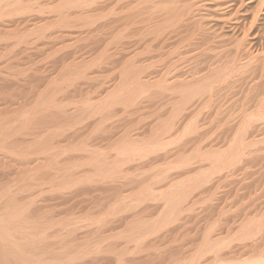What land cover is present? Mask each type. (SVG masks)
<instances>
[{"label":"rangeland","instance_id":"374dc122","mask_svg":"<svg viewBox=\"0 0 264 264\" xmlns=\"http://www.w3.org/2000/svg\"><path fill=\"white\" fill-rule=\"evenodd\" d=\"M6 1L0 2V212H12L6 211L11 204L12 208L23 206L20 212L26 208L36 228L30 231L23 223L20 232H30L23 234L38 245L53 247L55 243L53 253H59L57 248L63 245V251L72 249L66 254L60 251L63 260L78 256L84 264H174L176 260L175 264H192L191 257L198 264H216L215 253L209 251L210 239L234 233L242 215L264 204V155H258L264 154V141L253 148L259 151L261 146L262 151L250 154L247 163L246 157L240 161H245L246 170L242 164L234 168L237 172L233 169L235 173L228 167L216 173L211 168L215 163L212 149H226L225 141L232 137L227 127L238 121L226 124L232 123L227 122L232 115L228 109H240L245 97V105H251L264 96V0H174L177 5L168 0L166 12L163 3L167 1L162 6L161 0L157 4L163 10L154 2L137 5L138 0ZM65 1H71L69 6ZM240 40L241 48L236 47ZM224 66L229 70L225 72ZM217 67H224L220 70L225 74L218 70L223 80L212 78L211 94L208 90L199 94L201 98L192 96L191 103L183 105V114L180 109L176 112L183 96L180 88L186 87L182 80L200 85L204 77H215ZM138 76L146 86L142 90L135 87ZM174 78L182 79L181 87L176 80L170 85ZM112 92L116 99L119 93V101L111 98ZM254 93L257 99L252 100ZM107 99L115 102L108 100L111 104L106 106ZM249 108L246 111L243 105L241 110L249 112ZM189 122L191 128L195 126L186 134ZM261 128L260 132L255 129L264 138ZM225 131L231 136H224ZM159 140L164 143L161 147L155 144L158 153L155 147L142 145L146 153L138 150L139 155L132 153L127 158L117 150L123 143L139 146ZM147 149L155 152L150 154ZM116 162L124 164L119 168ZM40 235L44 241L45 236L52 238L39 243ZM23 238L22 242L28 240ZM236 242L228 250L222 248L220 258L254 253ZM45 245L39 247L46 259ZM232 246L237 249L230 252ZM59 255L55 258L60 261ZM52 257L51 261L47 258L50 263Z\"/></svg>","mask_w":264,"mask_h":264},{"label":"bare ground","instance_id":"6f19581e","mask_svg":"<svg viewBox=\"0 0 264 264\" xmlns=\"http://www.w3.org/2000/svg\"><path fill=\"white\" fill-rule=\"evenodd\" d=\"M6 1V0H5ZM17 1V0H16ZM15 1V2H16ZM19 1H21V0H19ZM67 1V0H66ZM65 1V2H66ZM138 1H140V2H136L137 3V5H139V3H144L145 4V2H146V4H148L149 2H151V6H152V4H153V2H154V4H157V2H159L158 0H138ZM164 1H167V2H163ZM174 1V0H173ZM199 1H201V0H199ZM198 1V2H199ZM0 2H2V0H0ZM7 2V1H6ZM18 2V1H17ZM16 2V5H18V3ZM61 2H62V0H61ZM148 2V3H147ZM156 2V3H155ZM193 1H191V3H192ZM21 3V2H20ZM70 3H71V1H70ZM69 3V4H70ZM75 5H76V3L78 4V2H73ZM72 3V4H73ZM132 3V2H131ZM131 3H129V4H131ZM135 3V4H136ZM160 3L162 4H164V9L165 8H167L166 6H169V5H167L168 4V0H161L160 1ZM167 3V4H166ZM173 3H176V1H174ZM194 3H196V1L194 0ZM8 4V3H7ZM23 4V3H22ZM21 4V5H22ZM66 4H68V2H66ZM66 4H65V6H66ZM69 4L67 5V6H69ZM134 4V5H135ZM150 4V3H149ZM161 4H160V6H159V4H157L156 5V7H161ZM163 4H162V6H163ZM193 4V3H192ZM198 4V3H197ZM3 5V4H2ZM64 5V4H63ZM80 5V4H79ZM82 5V4H81ZM80 5V6H81ZM133 5V4H132ZM133 5V6H134ZM175 5V4H174ZM176 5H177V3H176ZM194 5V4H193ZM83 6V5H82ZM63 7V6H62ZM77 7V6H76ZM136 7V6H135ZM153 7H155V6H153ZM65 8V7H64ZM69 8H71V6L69 7ZM162 8V7H161ZM163 8H162V10H163ZM160 9V8H159ZM165 12H166V9H165ZM173 12V11H172ZM174 13V12H173ZM172 13V14H173ZM166 14V13H165ZM177 15V14H176ZM172 16L173 15H171V18H172ZM176 17V16H175ZM178 17V16H177ZM173 19H175L174 17H173ZM240 41H241V43H240ZM238 43H237V46L236 47H239V48H241L242 46V40H240ZM239 45V46H238ZM241 46V47H240ZM238 49V48H237ZM238 50H240V49H238ZM252 56V55H251ZM250 60V59H249ZM251 61H252V59H251ZM250 61V62H251ZM254 61V60H253ZM263 61V60H262ZM250 62H248L250 65H251V63ZM227 64V66H228V64L229 63H226ZM233 65V64H232ZM246 65H247V63H246ZM227 66H224L223 68H224V70H225V72L227 71L226 69H228V68H230L231 67V63H230V66H228V68H226ZM261 66H263L262 65V63H261ZM222 67V66H221ZM240 67V66H239ZM238 67V68H239ZM219 67H217V71L215 70V71H213L214 73H216V74H214V76L215 77H213V75H212V77H210L211 78V80H209V79H207V78H209V77H207L206 79H205V77L203 78V80H201L202 82H204V84L202 83V82H198L200 85H195L193 82H192V84H194V85H192V84H188L187 82H185L186 83V85H185V83L183 82V80L182 79H179V81L177 80L179 77H176L177 79H175L174 78V80H172L171 81V84H170V82H169V84L170 85H172L173 83H174V81L176 80V83L178 84V83H180V81L182 80V84H184V86H186V87H184V88H180V93L181 92H183V93H181L180 95L182 96V94H183V96L181 97L182 99H179V101H178V104H181V107L180 108H178L177 109V107H176V109H177V111L176 112H178L179 111V109H180V111L182 110V108H183V110L185 109V107H183V105L185 104H189V103H191V100H192V96H194V95H198L200 98L202 97V96H200L199 94H202L203 92L205 93V91H208V90H210V92L208 91V93H210L211 94V89H212V86H214V85H211V81H212V78H214V79H216L217 81H221V80H223V76H220L219 74H217V73H220L221 72V70L220 69H222L223 70V68H219ZM235 68H236V71H238L237 70V67H236V65H235ZM234 67H233V69H235ZM242 68V67H241ZM259 68V67H258ZM252 69H253V67H252ZM262 69H264V68H262ZM220 72H219V71ZM223 70V71H224ZM229 70V69H228ZM232 70V69H231ZM222 71V72H223ZM235 71V70H234ZM253 71V70H252ZM130 72V71H129ZM137 72V71H136ZM136 72H134L135 74H137ZM222 72H221V74H222ZM225 72H223V74H225ZM230 73H232V71L230 72ZM229 73V74H230ZM234 73V72H233ZM132 74H133V72H132ZM131 74V75H132ZM134 74V75H135ZM139 75V74H138ZM216 75H219L220 77H222L220 80H218L219 79V76L217 77ZM133 76V75H132ZM227 76V75H226ZM225 76V77H226ZM135 77H136V75H135ZM135 77H133V78H135ZM140 76H138V81L137 82H135V83H137L136 84V88H137V90L139 89V90H142V89H144L146 86L145 85H142V83L141 82H139V78ZM132 78V79H133ZM137 79H134V81L135 80H137ZM205 79V80H204ZM167 80V79H166ZM166 80H165V82H166ZM209 80V81H208ZM141 81V80H140ZM169 81V80H168ZM167 81V82H168ZM209 82V83H205V82ZM217 81H215L216 83H218ZM132 82V81H131ZM162 82V81H161ZM160 82V83H161ZM188 82H190V81H188ZM214 82V81H213ZM159 83V84H160ZM176 83H174V84H176ZM145 84V83H144ZM147 84V83H146ZM162 84V83H161ZM161 84L159 85L160 87H161ZM168 83H166V85H167V87L166 88H168V85H169ZM173 84V85H174ZM213 84V83H212ZM134 85V84H133ZM180 84H178V86H179ZM191 85V86H190ZM258 85V84H257ZM123 87V86H122ZM121 87V88H122ZM148 87V86H147ZM170 87V86H169ZM180 87H181V85H180ZM251 87H253V86H251ZM120 88V89H121ZM165 88V87H164ZM165 88V89H166ZM179 88V87H178ZM258 88H260V87H258ZM120 89H118V90H120ZM123 89V88H122ZM135 89V88H134ZM148 89V88H147ZM147 89H145V90H147ZM165 89H163V90H165ZM250 89H252V88H250ZM136 90V89H135ZM179 90V89H178ZM258 90V89H257ZM263 90L264 89H262L261 91H262V93H264L263 92ZM214 91V90H213ZM119 92V91H118ZM118 92H116V94H117V96H118V98L116 99V95H115V93H113L112 92V96L111 95H109V97L111 96V98H114V99H116L115 101L117 102V101H119V93ZM136 92V91H135ZM138 92V91H137ZM141 92H143V91H141ZM250 92H251V90H250ZM254 92V91H253ZM257 91H255V93H256ZM120 93H121V91H120ZM255 93L254 94H252V96L251 97H253V99L252 100H254V96H255ZM258 93H261L260 91H258ZM258 93H256V95L258 94ZM261 93V94H262ZM114 94V95H113ZM211 96V95H210ZM246 96V95H245ZM258 96H260V94L258 95ZM257 96V97H258ZM108 97V98H109ZM194 97H196V96H194ZM193 97V98H194ZM262 97V98H261ZM246 98V97H245ZM243 99V103L242 102H240V103H242L243 105H244V110H246L247 111V109H245L247 106L249 107L250 106V108H249V112H243L242 110H241V108H243V105H239L241 108L240 109H238V110H241L242 111V113H239V116H237V114L236 113H238L239 111L236 109L235 111L232 109L231 111H233V113L235 112V114L233 115V113L228 109V111L232 114L231 115V117L233 116H235L234 118H235V120H230V118H229V121H227L228 120V118H227V122H232V123H226L227 125L228 124H230V125H232L233 124V122L235 121L236 122V120H238L236 123H234L233 124V126H230L229 127V125H228V127H227V130L229 129V131H228V133H230L231 135H232V137H229V139L230 140H228V143H226L227 141H225V146H226V149H223L222 147H220L221 148V151L219 150V148H217V149H212V151H211V153H213L214 151H215V155H214V157H213V159H214V161H215V163H213L212 161V163H213V165L214 166H211V168L213 169L214 167V169H215V173H216V170L217 171H220V172H222L223 171V169L225 168V167H228L227 169L228 170H231L232 172H237V169L235 170L234 168H238V166H240L242 163L244 164V162L246 161V163H247V160H248V158L250 157V154H252L251 156H254L255 155V153H257L258 154V152L259 151H262L261 149H263V147L261 148V146H259L258 148L260 149L259 151H258V149H253V148H255V146H258L260 143H262L263 141H264V138H263V134L260 136V134L258 133V131L260 132V129L259 128H261V126L262 125H259L261 122H262V124L264 123V96H260L259 97V99L258 100H256L257 98H256V96H255V100H256V104H255V101H253L254 103H252L251 105L249 104H247V105H245V103H247V101L246 102H244V100H246V99ZM114 99H112L113 101H114ZM106 100V99H105ZM109 99H107V105L106 106H109L111 103V101L112 100H109ZM194 100V99H193ZM44 101V100H43ZM112 101V102H113ZM114 101V102H115ZM249 102H250V100H248ZM54 102V101H53ZM105 102V101H104ZM105 102V103H106ZM109 102V103H108ZM248 102V103H249ZM44 103V102H43ZM48 103V102H47ZM104 103V104H105ZM53 104V103H52ZM52 104H51V106H52ZM55 104V103H54ZM109 104V105H108ZM255 105V108H253L252 107V105ZM44 105H46V104H44ZM56 105V104H55ZM186 105V106H187ZM47 106H48V104H47ZM239 106L237 107V108H239ZM246 106V107H245ZM54 107V106H53ZM252 107V108H251ZM45 108V107H44ZM105 108H107V107H105ZM2 109V108H1ZM251 109V110H250ZM253 109V110H252ZM238 111V112H237ZM2 112V111H1ZM172 112H174L173 111V108H172ZM184 112V111H183ZM229 112L227 113V115L229 114ZM172 114V113H171ZM176 114V113H175ZM180 114H183L182 113V111H181V113ZM230 115V114H229ZM228 115V116H229ZM177 116V115H176ZM237 116V117H236ZM233 117L231 118V119H233ZM173 118V117H172ZM171 118V119H172ZM236 118H238V119H236ZM2 119V118H1ZM173 121V120H172ZM167 122V121H166ZM173 122H175V121H173ZM191 122V121H190ZM188 123V124H191V125H188V127H186V128H184V129H186L185 130V132H186V134H188L187 132H189L194 126H195V124L193 125V127L191 128V126H192V124L193 123ZM193 122V121H192ZM166 124V123H165ZM169 124H171V123H169ZM175 124V123H174ZM1 125V124H0ZM5 126V125H4ZM3 126V127H4ZM171 126H173V125H171ZM170 126V127H171ZM187 126V125H186ZM263 126H264V124H263ZM262 126V127H263ZM7 127H8V125H7ZM31 127V126H30ZM197 127V126H196ZM258 127V131L255 129V128H257ZM21 128V127H20ZM264 128V127H263ZM10 129V128H9ZM8 129V130H9ZM28 130H29V128H27ZM170 129H172V127L170 128ZM195 129V128H194ZM197 129H198V127H197ZM10 130H12V129H10ZM166 130H168V129H166ZM176 130V129H175ZM178 130V129H177ZM189 130V131H188ZM196 130V129H195ZM15 131V130H14ZM169 131H171V130H169ZM197 131V130H196ZM256 131V133L257 134H259L258 136H259V138H257V134L255 135L254 134V132ZM262 131H264V130H262V128H261V132ZM2 132H6V130L5 131H2ZM10 132V131H9ZM20 132H22L21 130H20ZM184 132V133H185ZM192 132V131H191ZM10 133H12V132H10ZM23 133V132H22ZM163 133V132H162ZM165 133H167V132H165ZM164 133V134H165ZM227 133V134H228ZM1 134H3V133H1ZM1 134H0V136H1ZM169 134V133H168ZM227 134H226V131H225V135L224 136H227ZM230 134H228L229 136H231ZM256 136H254V135ZM8 135H12V134H8ZM23 135V134H22ZM175 135V134H174ZM182 135H184V134H181L180 136H182ZM3 136V135H2ZM160 136V135H159ZM180 136H179V138H180ZM185 136V135H184ZM223 136V137H224ZM4 137V136H3ZM6 137V136H5ZM8 137V136H7ZM6 137V138H7ZM163 137V136H162ZM170 137V136H169ZM183 137V136H182ZM181 137V138H182ZM251 137H253V138H251ZM20 138V137H19ZM165 138V137H164ZM173 138V137H172ZM172 138H170L171 140H172ZM178 138V139H179ZM180 138V139H181ZM184 138V137H183ZM186 138V137H185ZM261 138V139H260ZM1 139V138H0ZM4 139V138H3ZM13 139V138H12ZM16 139H18V138H16ZM161 139H163V138H161ZM174 139H176V137H174ZM178 139H176V140H178ZM228 138L226 137V140H227ZM183 140V139H182ZM181 140V141H182ZM187 140V139H186ZM185 140V141H186ZM130 141V140H129ZM129 141H128V143H129ZM156 141H158V140H156ZM162 141V140H161ZM164 141V140H163ZM162 141V143H160V140H159V143L157 144V143H155V142H152V143H145V144H140L139 146H136L135 144L134 145H132L133 143H131V145L129 146V144L128 145H126L127 143H123L124 145H126L124 148H123V146H122V149H120V148H118L117 147V150H119L120 152H121V154L120 155H124L125 156V154H126V157L128 158L129 156H130V154H131V156H132V153H134V155L136 154V153H138L137 151L139 150V152H141V151H143V149H142V145H144V146H148L149 148H152V147H155L156 148V152H157V149L159 150L160 148L159 147H161V145H163V142ZM166 141V140H165ZM173 141V140H172ZM13 142V141H12ZM133 142V141H132ZM139 142V141H138ZM168 142V141H167ZM167 142H166V144H167ZM175 142V141H174ZM173 142V143H174ZM224 142V141H223ZM1 143V142H0ZM137 143V142H136ZM154 143V144H153ZM183 143V142H182ZM264 143V142H263ZM138 144V143H137ZM148 144V145H147ZM150 144V145H149ZM154 146H153V145ZM155 144L156 145H159V147H156L155 146ZM175 144V143H174ZM178 144H180V142L178 143ZM227 144V145H226ZM258 144V145H257ZM3 145V147H4V143L2 144ZM6 145V144H5ZM13 145H14V143H13ZM152 145V146H151ZM170 145V144H169ZM177 145V144H176ZM261 145V144H260ZM264 145V144H263ZM8 146V145H7ZM51 146V145H50ZM121 146V145H120ZM179 146V145H178ZM181 146V145H180ZM36 147V146H35ZM138 147L141 149H138ZM176 147V146H175ZM22 148V147H21ZM37 148V147H36ZM165 148V147H164ZM183 148V147H182ZM257 148V147H256ZM6 149V151H7V148H5ZM4 149V150H5ZM20 149V148H19ZM124 149V150H123ZM186 149V148H185ZM0 150H1V148H0ZM3 149H2V151H4ZM13 150H16V149H13ZM150 151V149H147V152H149ZM173 150V149H172ZM257 150V151H256ZM145 151V153H146V150H144ZM144 151H143V153H144ZM155 152L153 149H151V151L149 152L150 154H151V152ZM253 151H254V153H253ZM256 151V152H255ZM8 152V151H7ZM169 152V151H168ZM184 152V151H183ZM182 152V153H183ZM262 152H264V151H262ZM13 153V152H12ZM15 153V152H14ZM20 153V152H19ZM128 153V154H127ZM142 153V152H141ZM140 153V155H142ZM149 153H148V155H149ZM158 153V152H157ZM167 153V152H166ZM4 154V153H3ZM8 154V153H7ZM7 154L5 155V156H7ZM156 154V153H155ZM256 154V155H257ZM262 154V158H263V153H259L258 155L260 156ZM15 155H19V154H16L15 153ZM138 155H139V153H138ZM146 155V154H145ZM164 155V154H163ZM166 155H168V154H166ZM249 155V156H248ZM13 155H11V157H12ZM150 156V155H149ZM179 156H180V154H179ZM184 156V155H183ZM248 156V157H247ZM15 157H17V156H15ZM97 157V156H96ZM119 157V156H118ZM139 157H141V156H139ZM142 157H144V154H143V156ZM147 157V156H146ZM186 157V156H185ZM210 157V156H209ZM212 157V156H211ZM244 157H246V160H245V158ZM256 157V156H255ZM261 157H260V159H261ZM31 158H34V156L33 157H31ZM39 158V157H38ZM99 158V157H98ZM122 158V157H121ZM127 158L125 159V160H127ZM208 158V157H207ZM16 159V158H15ZM37 159V158H36ZM95 159V158H94ZM103 159V158H102ZM106 159V158H105ZM131 159V158H130ZM130 159H128V160H130ZM134 159V158H133ZM212 159V160H213ZM242 159H244L243 161L244 162H240ZM250 159V158H249ZM32 160V159H31ZM95 160H98V159H95ZM125 160H124V162H125ZM184 160H187V159H185L184 158ZM211 160V159H210ZM122 161V160H121ZM132 161H134V160H132ZM179 161H181V159L179 160ZM192 161V160H191ZM27 162V161H26ZM95 162V161H94ZM93 162V163H94ZM100 162V161H99ZM124 162H120L119 164L116 162V166L117 167H119V168H121L120 167V164H124ZM182 162H184V161H182ZM189 162H190V160H188V164H189ZM193 162V161H192ZM191 162V163H192ZM97 163H98V161H97ZM101 163V162H100ZM180 163V162H179ZM185 163V162H184ZM99 164V163H98ZM118 164V165H117ZM125 164H127V162H125ZM216 164V165H215ZM243 164H242V166H240L241 168H243L244 170H246L244 167H243ZM177 165H178V163H177ZM181 165L182 166H184L183 165V163H181ZM187 165V164H186ZM101 166V165H100ZM103 166H106V164H103ZM108 166V165H107ZM115 166V167H116ZM121 166H123V165H121ZM180 166V165H179ZM32 167V166H31ZM39 167H41V166H39ZM98 167V166H97ZM115 167L114 168H112V169H115ZM124 167V166H123ZM181 167V166H180ZM245 167H247V166H245ZM36 168V167H35ZM35 168H33V169H35ZM101 168V167H100ZM222 168V169H221ZM232 168V169H231ZM33 169H31V170H33ZM37 169V168H36ZM116 169H118V168H116ZM213 169V170H214ZM222 171H221V170ZM233 169H234V171H233ZM3 170V169H2ZM29 170V169H28ZM101 170V169H100ZM103 170V169H102ZM124 170V169H123ZM212 170V171H213ZM239 170H241L240 168H239ZM239 170H238V172H239ZM1 171V170H0ZM19 171V170H18ZM106 171V170H105ZM107 171H109V170H107ZM106 171V172H107ZM219 172V173H220ZM230 173V175L231 174H234V173ZM3 173V172H2ZM21 173V172H20ZM25 173V172H24ZM23 173V174H24ZM213 173V172H212ZM247 173V172H246ZM23 174H21L22 175V177H23ZM142 174V173H141ZM238 174V173H237ZM240 174V173H239ZM238 174V175H239ZM17 175V174H16ZM143 175V174H142ZM1 176V175H0ZM148 176V175H147ZM233 176V175H232ZM17 177V176H16ZM139 177V176H138ZM5 178V177H4ZM20 178V177H19ZM28 178V177H27ZM142 178V177H141ZM154 178V177H153ZM156 178V177H155ZM17 179V178H16ZM144 179H145V177H144ZM160 179H161V177H160ZM163 179V178H162ZM21 180H24V179H22L21 178ZM26 180V179H25ZM143 180V179H142ZM141 180V181H142ZM154 180V179H153ZM145 182H146V180H145ZM150 182V181H149ZM156 182V181H155ZM173 183H175V182H173ZM199 183H201V182H199ZM193 184V183H192ZM195 184H196V182H195ZM170 185V184H169ZM177 185V184H176ZM175 185V186H176ZM141 186V185H140ZM171 186H172V183H171ZM191 186V185H190ZM146 187H148V186H146ZM149 187H151V188H149ZM148 188L152 191V186L150 185ZM155 187V186H154ZM157 187V186H156ZM170 187V186H169ZM172 187H174V185L172 186ZM177 187V186H176ZM184 187V186H183ZM193 187V186H192ZM199 187V186H198ZM142 188V187H141ZM175 188V187H174ZM179 188V187H178ZM136 189V188H135ZM145 189V188H144ZM143 189V190H144ZM148 189V190H149ZM171 189V188H170ZM177 189V188H176ZM175 189V190H176ZM196 189V188H195ZM254 189H255V187H254ZM257 189V188H256ZM261 189V188H260ZM21 190H22V188H21ZM134 190V189H133ZM138 190H139V188H138ZM142 190V189H141ZM142 190V191H143ZM179 190V189H178ZM192 190V189H191ZM19 191H20V189H19ZM19 191H17L18 193H19ZM23 191V190H22ZM150 191V192H151ZM174 191V190H173ZM180 191V190H179ZM183 191V190H182ZM188 191V190H187ZM261 191V190H260ZM14 192V191H13ZM137 193H138V191H136ZM135 192V193H136ZM153 192V191H152ZM151 192V193H152ZM156 192V191H155ZM5 193V192H4ZM10 193V192H9ZM15 193V192H14ZM13 193V194H14ZM134 193V194H135ZM154 193V192H153ZM158 193V192H157ZM160 193V192H159ZM159 193H158V195H159ZM173 193V192H172ZM171 193V194H172ZM175 193H177V192H175ZM175 193H173V194H175ZM185 192H181V194H184ZM19 194H21V192L19 193ZM133 194V193H132ZM140 194V193H139ZM164 194V193H163ZM173 194H172V198H175V197H173ZM260 194V193H259ZM259 194H258V196H259ZM11 195V194H10ZM136 195V194H135ZM138 195V194H137ZM153 195H155V194H153ZM166 195V194H165ZM175 195H177V194H175ZM174 195V196H175ZM179 195V194H178ZM177 195V196H178ZM190 195V194H189ZM9 196V195H8ZM21 196V195H20ZM131 196V195H130ZM140 196V195H139ZM138 196V197H139ZM141 196H142V194H141ZM152 196V194L149 196V198ZM163 196V195H162ZM176 196V197H177ZM242 196V195H241ZM11 197H13V196H11ZM15 197H16V194H15ZM14 197V198H15ZM159 198H160V195L158 196ZM243 197V196H242ZM246 197V196H245ZM181 198V197H180ZM12 199V198H11ZM133 199V198H132ZM143 199V198H142ZM170 199H171V197H170ZM169 199V203H170V201H173V199L172 200H170ZM264 199V198H263ZM136 200V199H135ZM140 200V199H139ZM144 200V199H143ZM143 200H142V202H143ZM177 200H179L178 199V197H177ZM13 201H15V200H13ZM138 201V200H137ZM243 201V200H242ZM246 201V200H245ZM11 202V201H10ZM9 202V203H10ZM133 202V201H132ZM139 202V201H138ZM177 202L178 201H176L175 202V204L176 205H178L177 204ZM181 202V201H180ZM184 202H186V201H184ZM257 202H259V201H257ZM2 203V202H1ZM8 203V204H9ZM17 202H15V204H16ZM20 203V202H19ZM18 203V204H19ZM173 204H174V201L172 202ZM172 203H171V205H172ZM11 204V203H10ZM29 204V203H28ZM132 204H134V203H132ZM174 204V205H175ZM243 204V203H242ZM245 204V203H244ZM3 205V204H2ZM20 205V204H19ZM3 206H5V204L3 205ZM8 206V205H7ZM7 206H5V207H7ZM14 206V205H13ZM259 206V205H258ZM4 207V209H6ZM9 207V206H8ZM19 207V206H18ZM17 206H15V207H13L12 208V204H11V208H10V210H6V211H12V212H9V213H7V215L6 216H4L6 213H5V211L3 210V213H1V216H0V264H48V262H49V259H47L49 256H50V261H51V257H52V254H54V253H56V251L53 253L52 251H54V250H56V249H53L54 248V246H55V243H54V245H53V247L52 246H50L49 244H46V245H48V246H46L45 244V247H47L46 249H44V251L45 250H47V251H45V253L47 252V254H49V255H47L46 257V259H45V255H43L42 254V252H43V249L41 250V248L40 247H44V245H43V241L44 240H42L44 237L43 236H41V237H39V238H41V240H38L39 241V243H42L41 245H38V242L36 243V240H33L31 237H30V239L28 238L29 236V233L30 232H28L27 231V233H28V235H26L27 233H26V231H24V232H20L22 229H21V226L23 225V223H24V225L26 226L25 228H28L29 229V227L31 228H36V227H34V224H32L31 222V219H29V215H27V213L26 212H24V211H28V210H26V208H25V206H24V211L21 213L20 212V209L22 210V207L20 208H18ZM171 207H174V206H171ZM253 207V206H252ZM260 208H256V205H255V208L253 207L252 209H251V207L249 208V206H248V208L249 209H251V210H253L254 209V213H251V214H253V215H251L250 213H249V211H248V214H246L245 213V215H242V216H240V217H242V219L241 220H239L240 222L238 223V226H237V229L236 230H233V232L234 233H232V231H231V233L228 235L227 234V236H225L224 238L223 237H219L220 239H218V238H216L215 240H213L214 238H212L211 236H210V238H212V239H210V238H207V239H210V240H208V241H210V244L208 243V245H210L209 247H210V249H209V251L210 252H213V253H215L214 254V256H216V258L215 259H213V260H215L216 261V264H264V204H263V206L262 205H260L259 206ZM31 208V207H30ZM29 208V209H30ZM176 208V207H175ZM239 208V207H238ZM244 208H246V210H247V207H244ZM9 209V208H8ZM12 209V210H11ZM13 209H15L14 211H13ZM17 209H19V210H17ZM171 209V208H170ZM176 210V212L175 213H177L178 211H177V209H175ZM250 210V211H251ZM256 210V211H255ZM258 210V211H257ZM30 211V210H29ZM170 211H172V209L170 210ZM174 211V210H173ZM239 211V210H238ZM246 212V211H245ZM252 212V211H251ZM23 213H24V215H23ZM242 213V212H241ZM244 213V212H243ZM4 214V215H3ZM33 214V213H32ZM171 214H172V212H171ZM170 214V215H171ZM3 215V216H2ZM237 215V214H236ZM25 217H28V218H25ZM30 218H32V217H30ZM26 219V220H25ZM30 220V222H28V220ZM236 220V219H235ZM39 221V220H38ZM234 221V220H233ZM39 222H41V220L39 221ZM228 222V221H227ZM237 222V221H236ZM21 223V224H20ZM27 223V224H26ZM28 223H30V224H28ZM36 223H38V222H36ZM69 223V222H68ZM33 226H32V225ZM30 225V226H29ZM38 225H39V223H38ZM60 225H62V224H60ZM65 225V224H64ZM28 226V227H27ZM215 226V225H214ZM230 226V225H229ZM231 226H232V224H231ZM24 226H22V228H23ZM51 227H52V225H51ZM61 227V226H60ZM64 227V226H63ZM32 228L30 229V231H34V230H32ZM47 228V227H46ZM64 228H67L66 226L64 227ZM159 228V227H158ZM232 228V227H231ZM231 228H229V229H231ZM27 229V230H28ZM42 229V228H41ZM52 229H53V227H52ZM155 229V228H154ZM227 229H228V226H227ZM233 229V228H232ZM26 230V229H25ZM56 230V229H55ZM60 230V229H59ZM64 230V229H63ZM71 230V229H70ZM69 230V231H70ZM137 230V229H136ZM140 230V229H139ZM211 230V229H210ZM50 231V230H49ZM215 231V230H214ZM221 231V230H220ZM227 231V230H226ZM229 232H230V230H228ZM227 231V232H228ZM20 232V233H19ZM36 232V231H35ZM52 232V231H51ZM61 232H62V230H61ZM72 232V231H71ZM134 233H135V231H133ZM17 233H19V236L21 235H25L24 237H26V239L28 238V240H26L25 238H23V239H25L26 241H24V242H22V238L20 239V238H18L19 236H18V234ZM22 233V234H21ZM23 233H26V234H23ZM55 233V232H54ZM139 233V232H138ZM141 233V232H140ZM17 234V235H16ZM44 233H42V235H43ZM62 234V233H61ZM65 234V233H64ZM208 234H209V232H208ZM30 235H31V233H30ZM38 235H39V232H38ZM46 235V234H45ZM58 235H60V234H58ZM58 235H56V236H58ZM69 235V234H68ZM72 235V234H71ZM138 235V234H137ZM212 235V234H211ZM220 235V234H219ZM18 236V237H17ZM28 236V237H27ZM34 236V235H33ZM52 236V235H51ZM215 236V235H214ZM38 237V236H37ZM43 237V238H42ZM47 236H45V241H47L49 238L51 239L52 237H48V239L46 238ZM66 237V236H65ZM72 237H73V235H72ZM131 237H133V236H131ZM138 237H139V235H138ZM54 238H56V237H54ZM64 238V237H63ZM70 238V237H69ZM135 238H136V236H135ZM140 238H142V237H140ZM205 238H206V236H205ZM34 239H36V238H34ZM47 239V240H46ZM218 239V240H217ZM20 240H21V242H20ZM30 240V241H29ZM32 240V241H31ZM55 240H57V239H55ZM65 240V239H64ZM75 240V239H74ZM105 240V239H104ZM138 240V239H137ZM203 240V239H202ZM236 240L237 241H239V242H241V244L243 245V247H245V248H247V247H250L253 251H254V253L252 252V254H251V252H250V254L251 255H247V257H243V255H241L239 258H236V257H230V256H228L227 258H220V256H221V253L219 252V251H222L223 249H224V247H226L225 249H229V247H231V244H233V242L235 241L236 242ZM34 241V242H33ZM44 241V242H45ZM52 241V240H51ZM62 242H63V240H61ZM88 241V240H87ZM89 241H91V240H89ZM98 241V240H97ZM132 241V240H131ZM142 241H144V239L142 240ZM207 241V240H206ZM233 241V242H232ZM68 242H69V240H68ZM100 242V241H99ZM34 243H36L37 245H36V247L38 246V249L39 250H37V248L35 247V246H33L34 245ZM47 243V242H46ZM64 243H66V242H64ZM63 243V244H64ZM76 242H74V244H75ZM104 243V242H103ZM103 243H102V245H103ZM203 243V242H202ZM237 243V242H236ZM235 243V244H236ZM62 244V243H61ZM61 244H59V245H61ZM62 244V245H63ZM71 244V243H70ZM94 244V243H93ZM136 244V243H135ZM141 244V243H140ZM139 244V245H140ZM205 244V243H204ZM56 245H58V244H56ZM81 245V244H80ZM90 245V244H89ZM206 245V244H205ZM204 245V246H205ZM40 246V247H39ZM66 246H67V244H66ZM91 246H92V242H91ZM94 246V245H93ZM100 246V245H99ZM98 246V247H99ZM137 246V245H136ZM203 246V245H202ZM33 247H35V249L37 250V252H35V249L33 248ZM52 247V248H51ZM58 247V246H57ZM61 247V246H60ZM59 247V248H60ZM83 247V246H82ZM95 247V246H94ZM98 247H96L97 249H98ZM102 247V246H101ZM55 248H56V246H55ZM59 248H57L58 249V252L59 253H56V254H54L53 256H57V254L59 255V254H61V253H63L64 252V254H66L65 253V251H63L64 250V245H63V248L61 247L60 248V250H59ZM69 248V247H68ZM81 248V247H80ZM92 248V247H91ZM91 248H90V250H91ZM201 248H203V247H201ZM223 248V249H222ZM233 248H234V246H232V250H231V248H230V252H232L233 251ZM244 248V249H245ZM85 249V248H84ZM136 249H138V248H136ZM143 249V248H142ZM141 249V250H142ZM227 249V250H228ZM235 249V248H234ZM237 249V248H236ZM235 249V250H236ZM243 249V250H244ZM247 249H249V248H247ZM246 249V250H247ZM251 249H249V250H251ZM52 250V251H51ZM70 251H66L67 253L68 252H71V250L72 249H69ZM74 250V249H73ZM80 250V249H79ZM82 250H83V248H82ZM226 250V251H227ZM242 250V251H243ZM48 251H49V253H48ZM60 251H63V252H61L60 253ZM112 251V250H111ZM139 251V250H138ZM194 251H196V250H194ZM198 251V250H197ZM38 252H39V254H38ZM40 252H41V254H40ZM52 252V253H51ZM75 252V251H74ZM81 252V251H80ZM86 252V251H85ZM114 252V251H113ZM116 252H117V250H116ZM140 252V251H139ZM182 252V251H181ZM204 252V251H203ZM208 252V251H207ZM245 252V251H244ZM37 253V254H36ZM195 253V252H194ZM193 253V254H194ZM202 253V252H201ZM240 253H241V251H240ZM239 253V254H240ZM51 254V255H50ZM63 254V255H64ZM75 254V253H74ZM77 254H79L78 252H77ZM83 255H84V253H82ZM120 254V253H119ZM197 254V253H196ZM202 254H205V253H202ZM212 254V253H211ZM210 254V255H211ZM230 254V253H229ZM238 254V255H239ZM81 255V254H80ZM79 255V256H80ZM82 255V256H83ZM123 255V254H122ZM199 255H201V254H199ZM233 255V254H232ZM44 256V258H42ZM77 256V255H76ZM172 256H174V255H172ZM179 256V255H178ZM195 256V255H194ZM194 256H193V258H194ZM55 257H52L53 259L52 260H54V261H52L51 263L52 264H70V261H71V259H74V261L71 263V264H79V263H76V260H77V258H78V256L76 257V259H75V257L74 256H71L72 258L70 259V257H69V259L67 258L66 260H63V259H61L62 257H61V255H59V257L60 258H57V259H61L60 261L59 260H56V258ZM58 257V256H57ZM74 257V258H73ZM87 257V256H86ZM118 257H119V255H118ZM139 257V256H138ZM141 257H142V255H141ZM185 257V256H184ZM190 257V256H189ZM197 257H200V256H197ZM203 257V256H202ZM83 258H85V256L83 257ZM91 258V257H90ZM105 258H107V257H105ZM165 258H167V257H165ZM169 258H171L170 256H169ZM173 258V257H172ZM206 258V257H205ZM205 258H201L200 259V261H202V260H205ZM122 259H123V257H122ZM125 259V258H124ZM123 259V260H124ZM177 259V258H176ZM195 259H197V258H194V259H192L191 257H190V260H192V264H198V263H196L194 260ZM48 260V262H46ZM58 261V262H56V261ZM67 260H69V262L67 261ZM78 260H79V262H80V264H84V262H82L81 263V261L80 260H82V258L81 259H79L78 258ZM78 260H77V262H78ZM140 260V259H139ZM168 260V259H167ZM166 260V261H167ZM170 260V259H169ZM211 260V259H210ZM209 260V261H210ZM65 261H67V262H65ZM87 261V260H86ZM119 261H120V258H119ZM132 261H134V260H132ZM162 261V260H161ZM172 261V260H171ZM177 261V260H176ZM176 261H175V263H176ZM215 261H213V262H215ZM46 262V263H45ZM55 262V263H54ZM156 262H157V260H156ZM186 262V261H185ZM198 262V261H197ZM50 263V262H49ZM50 263V264H51ZM95 263H96V261H95ZM122 263H123V261H122ZM132 263V262H131ZM170 263V262H169ZM174 263V264H175ZM180 263H181V261H180ZM191 263V262H190ZM211 263V262H210ZM106 264V263H105ZM139 264V263H138ZM144 264V263H143ZM151 264V263H150ZM167 264V263H166ZM184 264V263H183ZM189 264V263H188Z\"/></svg>","mask_w":264,"mask_h":264}]
</instances>
